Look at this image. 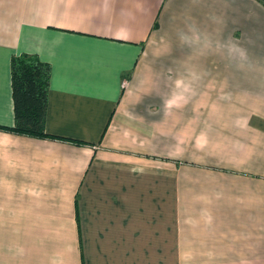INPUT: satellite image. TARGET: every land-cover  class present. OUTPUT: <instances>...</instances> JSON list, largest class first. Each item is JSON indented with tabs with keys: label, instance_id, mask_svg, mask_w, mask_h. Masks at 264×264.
Wrapping results in <instances>:
<instances>
[{
	"label": "crops",
	"instance_id": "obj_1",
	"mask_svg": "<svg viewBox=\"0 0 264 264\" xmlns=\"http://www.w3.org/2000/svg\"><path fill=\"white\" fill-rule=\"evenodd\" d=\"M0 264H264V0H0Z\"/></svg>",
	"mask_w": 264,
	"mask_h": 264
},
{
	"label": "trees",
	"instance_id": "obj_2",
	"mask_svg": "<svg viewBox=\"0 0 264 264\" xmlns=\"http://www.w3.org/2000/svg\"><path fill=\"white\" fill-rule=\"evenodd\" d=\"M10 68L14 124L9 129L35 138L52 137L45 131L49 64L21 55L11 58Z\"/></svg>",
	"mask_w": 264,
	"mask_h": 264
},
{
	"label": "built area",
	"instance_id": "obj_3",
	"mask_svg": "<svg viewBox=\"0 0 264 264\" xmlns=\"http://www.w3.org/2000/svg\"><path fill=\"white\" fill-rule=\"evenodd\" d=\"M123 84H125V81L123 82Z\"/></svg>",
	"mask_w": 264,
	"mask_h": 264
}]
</instances>
